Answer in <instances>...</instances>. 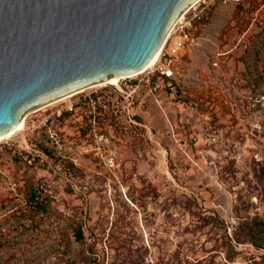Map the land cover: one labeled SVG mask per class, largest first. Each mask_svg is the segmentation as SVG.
I'll use <instances>...</instances> for the list:
<instances>
[{
	"label": "rangeland",
	"instance_id": "rangeland-1",
	"mask_svg": "<svg viewBox=\"0 0 264 264\" xmlns=\"http://www.w3.org/2000/svg\"><path fill=\"white\" fill-rule=\"evenodd\" d=\"M197 26L175 94L101 120V155L78 110L0 139V264H264V0H215ZM48 125L64 147L40 161Z\"/></svg>",
	"mask_w": 264,
	"mask_h": 264
},
{
	"label": "water",
	"instance_id": "water-1",
	"mask_svg": "<svg viewBox=\"0 0 264 264\" xmlns=\"http://www.w3.org/2000/svg\"><path fill=\"white\" fill-rule=\"evenodd\" d=\"M198 0H0V133L68 94L144 67Z\"/></svg>",
	"mask_w": 264,
	"mask_h": 264
},
{
	"label": "built area",
	"instance_id": "built-area-1",
	"mask_svg": "<svg viewBox=\"0 0 264 264\" xmlns=\"http://www.w3.org/2000/svg\"><path fill=\"white\" fill-rule=\"evenodd\" d=\"M214 2L215 0H198L183 13L170 30L155 65L140 72L139 77L126 76L121 78L119 85L103 84L98 88H94V86L90 87L89 91H86L87 89L79 90L53 101L41 107L51 106L49 113H45L43 116L42 123L47 125L52 114L56 118H60L64 113L78 110L79 127L83 138H85V145L88 143L84 152L101 155L100 146L96 145L98 140L103 137L104 126L101 124V120L125 117L129 121L135 122L134 108L136 105L144 103L147 93L152 95L167 94V88H169V93L175 94L174 85L166 79V77H171L172 72L168 66L172 62V58L177 56L185 46L196 41L197 23L208 13ZM74 95L76 97L70 99ZM28 133L25 132L26 135ZM46 133L49 142L45 145L58 150L64 147L63 136L58 131L48 125ZM10 145H14V143L12 142ZM67 148L73 149L71 145L65 149ZM22 149L31 153L32 148L27 145ZM41 155L43 158L40 161L47 160L48 155L44 150ZM26 159L30 164L35 163V156L27 155Z\"/></svg>",
	"mask_w": 264,
	"mask_h": 264
},
{
	"label": "bare ground",
	"instance_id": "bare-ground-1",
	"mask_svg": "<svg viewBox=\"0 0 264 264\" xmlns=\"http://www.w3.org/2000/svg\"><path fill=\"white\" fill-rule=\"evenodd\" d=\"M169 33H170V31L167 32V35L165 36L164 40L161 42V44L159 45L157 50L154 52V54L151 57V59L148 61V63L144 67H142L138 71H135L133 73H130V74H127V75H123V76L111 75V76H109V77H107V78H105V79H103V80H101V81H99L97 83H100V84H111V83H114L113 85H119V83H117L119 78L121 80V78H123V77L132 76V74L136 75V74L144 71L145 69L155 65V63L157 62V60L159 58L160 52H161V50L163 48V45H164L165 40H166V38H167ZM24 124H25V118L22 117V118H20L18 123L13 128H11L10 130H7V131H5L3 133H0V139L9 136L10 134H12L15 131H18V130L22 129L24 127Z\"/></svg>",
	"mask_w": 264,
	"mask_h": 264
},
{
	"label": "trees",
	"instance_id": "trees-1",
	"mask_svg": "<svg viewBox=\"0 0 264 264\" xmlns=\"http://www.w3.org/2000/svg\"><path fill=\"white\" fill-rule=\"evenodd\" d=\"M166 79L169 80V77H166ZM51 148H52V147H49V146H47V145L43 147V150L47 153L48 158H49L50 155H52V153H51ZM32 195H33L34 197L37 196V194H36L35 192H33ZM75 232H76V237H78V238H81V237H82V231H81L80 229H77V231H75Z\"/></svg>",
	"mask_w": 264,
	"mask_h": 264
}]
</instances>
